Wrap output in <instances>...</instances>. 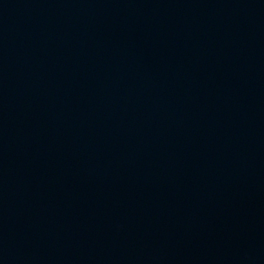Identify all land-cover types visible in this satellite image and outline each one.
<instances>
[{
    "label": "water",
    "instance_id": "95a60500",
    "mask_svg": "<svg viewBox=\"0 0 264 264\" xmlns=\"http://www.w3.org/2000/svg\"><path fill=\"white\" fill-rule=\"evenodd\" d=\"M0 264H264V0H0Z\"/></svg>",
    "mask_w": 264,
    "mask_h": 264
}]
</instances>
